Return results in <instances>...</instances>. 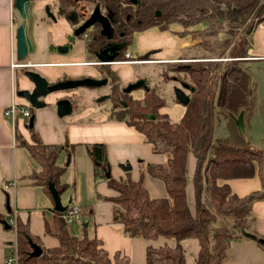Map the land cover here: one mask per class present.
Masks as SVG:
<instances>
[{"label": "trees", "instance_id": "trees-1", "mask_svg": "<svg viewBox=\"0 0 264 264\" xmlns=\"http://www.w3.org/2000/svg\"><path fill=\"white\" fill-rule=\"evenodd\" d=\"M59 1L60 15L65 17L72 0ZM81 1L106 9L113 18H125L127 11L122 8L123 4L129 11L134 9V13L130 12V16L135 14V19L132 24L129 22L126 46L134 32L153 26L164 29V19L185 29L203 23V32L208 35L203 43L214 55L203 56L197 64L191 61L179 66L182 75L170 77L175 81L182 79L193 87L183 115L175 122L160 110L166 103L164 96L146 80L141 99L123 92L118 82L111 85L110 120L133 126L151 144L154 153L166 156L162 164H147L137 179L117 180L111 174L106 175L110 170L105 143L86 146L95 175H104L107 185L116 191V195L103 198L113 205L114 221L122 225L128 237L174 242L148 245L145 251L148 264H189L183 244L187 239L196 243L190 264H223L228 258L230 243L240 238L254 239L264 247V236L255 230L252 210L255 201L264 200V151L251 146L235 122L251 102L252 78L240 62L249 56L253 29L264 20V0ZM157 10L160 16H156ZM219 33L225 34L223 39ZM105 42L99 25H93L88 30L86 52L95 58V52ZM123 56L122 50L117 59ZM99 68L107 79L113 75L104 64ZM68 98L74 101L75 96ZM173 100L178 101L175 94ZM221 118L225 132L215 137L214 122ZM30 134L32 143L19 141L40 167L28 175L30 183L43 187L51 196L48 183L52 182L60 193L64 189L60 184L64 166L57 164L58 154L65 149L70 154L72 147L42 143L32 128ZM19 137L16 133V138ZM189 155L194 158L190 176L186 168ZM147 173L164 183L162 197L149 195L145 184ZM254 174L261 180V187L244 196L234 194L228 183L217 181L249 178ZM189 186L193 191L192 209L187 197ZM92 210L87 206L80 213L89 215ZM43 231L56 240V245H42L29 232L28 223L17 217V264H129L128 256L119 251L109 255L95 234L73 235L60 212L55 210L44 219ZM32 244L40 247V254H32Z\"/></svg>", "mask_w": 264, "mask_h": 264}, {"label": "crops", "instance_id": "crops-1", "mask_svg": "<svg viewBox=\"0 0 264 264\" xmlns=\"http://www.w3.org/2000/svg\"><path fill=\"white\" fill-rule=\"evenodd\" d=\"M50 1L33 0L28 6L29 17L26 20V26L32 51L21 62L15 56V31L22 19L15 9V0H0V264H8L4 260L12 250L9 221L14 210H17L18 218L28 223L29 232L36 235L42 245L47 247L57 243L52 236L43 231L44 219L53 213L54 202L43 187L30 183L28 175L32 170L39 171L40 167L30 156L27 148L19 144L20 140L28 144L33 142L30 128L38 134L42 143H60L67 145L68 148L72 147L70 154H67L66 149L58 154L57 164L64 166L60 177V184L64 189L59 196L62 197V203L66 207L78 204L81 212L84 207H92V214L80 213L79 220L83 224L82 234L85 232L89 235L95 234L109 255L119 251L128 256L129 264H148L145 257L148 245L159 246L164 244V241L171 244L174 242L162 238L146 241L139 237L131 238L125 235L122 225L114 221L112 203L103 199L104 196L116 195V191L107 185L104 175H95L93 164L90 157L86 155L85 149L91 143H105V156L110 174L117 180L127 177L132 180L137 179L147 164H162L166 156L162 153H154L151 144L133 126L110 120L109 111L98 104L95 106L87 104L82 108L77 105L74 110L77 101L71 100L73 103L71 114L60 116L56 111L57 100L61 97L68 98L72 94L80 95L77 89L73 93L71 91V93L68 91L51 93L43 98L44 105L39 108L28 106L26 100L16 94L19 89L33 86L24 76L26 70L22 67L23 64L29 65L32 70L35 68L40 70L48 82L56 81L61 77L69 79L83 78L85 75L98 79L106 77L103 76L102 69L89 68L97 65L96 58L86 52V42H83L80 53L70 57L49 49L50 46L66 43V37L71 32V25L62 15L54 12V20H47L44 6ZM164 24L168 26V30L161 31L158 26H153L133 33L134 45L132 44V48L126 46L125 49L130 50L133 58L140 61L137 64L188 60L193 52L202 50L201 42L207 38L202 32L203 23L186 29L175 22ZM257 31L261 33L258 34ZM252 33L251 48L259 54H264V20L255 26ZM133 50L142 57L138 59ZM132 64L136 63L114 61L109 64V67L117 73L119 80L130 83L137 73L130 67ZM130 93L137 99L144 97L142 89L138 94H134L132 90ZM13 103L17 104V107L29 109L33 115L31 127H29V120L32 115L25 117L18 110L13 119L4 115L5 109ZM16 133L20 136L19 138H16ZM251 146L262 150L258 145ZM193 162V156L189 155L186 167L189 176L193 170ZM122 163L129 164L130 171L122 170L119 166ZM8 181H14V186L5 190L2 185ZM217 181L218 184L228 183L231 191L239 196H244L261 187V180L257 174L249 178L236 177ZM145 184L151 197L163 196L164 183L159 179L147 173ZM192 194V186H189L187 197L191 209L193 208ZM252 210L255 217V230L264 236V200L255 201ZM79 220H76L75 225L72 226L76 227ZM71 233L76 236L80 231L75 233L71 231ZM223 264H264V247L249 238L232 241L228 258Z\"/></svg>", "mask_w": 264, "mask_h": 264}, {"label": "rangeland", "instance_id": "rangeland-1", "mask_svg": "<svg viewBox=\"0 0 264 264\" xmlns=\"http://www.w3.org/2000/svg\"><path fill=\"white\" fill-rule=\"evenodd\" d=\"M49 3V2H48ZM49 9L54 10V8L49 4ZM52 12V11H51ZM47 20H49L48 17H46ZM50 21V20H49ZM163 23H169L165 19L163 20ZM176 23V22H175ZM198 25V24H197ZM100 28V27H99ZM93 29V28H89ZM87 29V30H89ZM159 30H168V26H166L164 29H161L158 27ZM203 32V31H202ZM204 33V32H203ZM258 33V31L256 32ZM261 33V31L259 32ZM258 33V34H259ZM206 35V39H208V35ZM225 34L219 33V38L223 39ZM253 38V36H252ZM203 39L201 42V46H203L202 50H198L196 52H193L191 54L192 58L195 59V63L197 64L199 61L203 60V56H214L206 44L203 42L206 40ZM237 38H235L236 40ZM253 40V39H252ZM83 42H85V39H82L81 36L79 38H75L74 43L72 44V48L70 52L66 53L65 57H70L71 55L74 56L77 53H80L83 49ZM252 42V41H251ZM133 42H129L127 47L132 48ZM134 45V44H133ZM133 52L136 53V57L140 59V54L136 52V50H133ZM195 57V58H194ZM205 59V58H204ZM183 60V59H182ZM222 60H225L223 58ZM188 60L183 61H173V62H167V63H146L144 65L141 64H132L130 67L135 71V78L143 77L147 81V84L152 87L154 86L157 90V92L164 96L166 103L163 107H161V110L166 112L170 118L171 121L175 122L180 117V114L184 112V105L181 102L173 100L174 93L173 89L174 86L180 87L179 82L177 80H171L170 77L174 76V74L180 76L182 75V71L179 70V66H183L188 64ZM139 63V62H138ZM194 63V62H192ZM241 66L246 69L252 78V85H251V102L248 106V109L245 110V113L243 111V129L242 134L245 137V139L251 144V145H258L262 148L264 151V54H259V52L254 51V48L249 49V56L246 58V61L240 62ZM89 68H95L100 70L99 66H91ZM29 69V68H26ZM25 69V70H26ZM24 70V69H23ZM37 73L44 76L40 70L37 68L34 69ZM112 70V69H111ZM113 72V75L109 77L108 79V85H100V87H78L77 90L79 91L80 95H75L74 101L77 103L74 110H76L77 105H79L81 108L86 106L87 104H90L92 106L99 105L102 106L103 109H106L107 111L110 109V101L109 98L103 99L99 101L102 95H109L111 91V85L115 84V82H118L120 86H124L127 83L122 82L119 80V77H117V73ZM165 75H164V74ZM89 76V75H85ZM84 76V77H85ZM166 76V77H164ZM92 77V76H90ZM164 77V78H163ZM167 78V79H166ZM47 79V78H46ZM132 81V80H131ZM144 88H137L133 89L134 94H138L139 90ZM76 89H71V92ZM70 92V91H68ZM70 92V93H71ZM187 93V91H185ZM131 95V93H129ZM74 96V94H72ZM79 107V108H80ZM215 127H214V136H220L224 134L225 132V122L221 118L219 120H215ZM27 152V151H26ZM62 198V197H61ZM60 198V200H61ZM62 201V200H61ZM79 220V219H78ZM76 221V220H75ZM76 222L68 224L69 230H71L73 233L78 230L80 231L79 236L82 235V227L83 224L81 223V220H79L78 225L76 227L72 226L75 225ZM88 230V229H87ZM195 241L187 239L183 242L186 250V256H188V263L190 264L192 262V255L195 252L196 244Z\"/></svg>", "mask_w": 264, "mask_h": 264}, {"label": "water", "instance_id": "water-1", "mask_svg": "<svg viewBox=\"0 0 264 264\" xmlns=\"http://www.w3.org/2000/svg\"><path fill=\"white\" fill-rule=\"evenodd\" d=\"M33 0H15L14 6L16 11L19 13L22 21L20 24H18L16 31H15V41H16V47H15V56L19 61H24L27 57V54L32 51V43L29 40L28 34H27V26H26V20L29 17V11L28 6ZM134 1V0H132ZM44 10L46 13L53 17V14L50 13V10H48V6L44 7ZM160 15V11L158 10L156 13V16ZM75 13L73 12L72 15H69L68 20H74L75 19ZM100 24V30L99 33L103 35L107 39H112L113 34V27L111 23H109V15H104L101 12V9H99V6H94L93 11L87 16L83 22L76 26L72 32V34L69 36V43L63 44V45H55L50 46L51 51H56L60 54H66L70 52L72 48V44L75 41V38H79L85 30L89 29L91 26L95 24ZM125 48L124 43H107L106 45L99 48L98 51L95 53L96 58V65H109L110 63H114L115 60L119 57L120 51ZM24 76L27 77V79L30 81L31 85H33L31 88L27 89H19L16 94L17 96L23 98L26 100V102L29 103V105L32 108H39L44 105V97L54 93L56 91H70L71 89L77 88V87H100V85H106L107 78L101 77L100 79L85 76L83 78H71V79H65V80H58L55 83H48L47 79L37 73L34 70L26 69L24 72ZM146 87V81L141 79H137L133 82H130L126 87L123 88L124 92L130 93L131 90L137 89V88H144ZM183 87H188L186 84H183ZM190 87V86H189ZM190 90H193V87H190ZM173 93L175 94L176 98L179 102H181L183 105L187 104L190 99V95L186 94L184 90L181 87L174 86ZM109 95H102L99 101L108 98ZM73 103L72 101L67 97H61L57 100L56 103V111L60 116H66L71 114L72 112ZM32 119L33 115L30 117L29 120V127L32 126ZM243 111L239 113V115L236 117L235 122H237V125L239 127V130L242 131L243 129ZM120 168L124 171H130L131 166L129 164H120ZM110 172H107L106 175L108 176ZM48 187L50 190V194L52 197V201L54 202L53 209L57 212L65 210L67 207L62 203L60 200V196L58 193V190L56 187H54L52 182L48 183ZM34 247L32 254L38 255L41 252V249L36 244H32Z\"/></svg>", "mask_w": 264, "mask_h": 264}, {"label": "flooded vegetation", "instance_id": "flooded-vegetation-1", "mask_svg": "<svg viewBox=\"0 0 264 264\" xmlns=\"http://www.w3.org/2000/svg\"><path fill=\"white\" fill-rule=\"evenodd\" d=\"M49 4H51V6L54 8V10H50L49 9ZM45 6H48V10H50V13L53 14V17H50L48 14H47V17L49 18L50 21H53L54 18H55V14L54 12L57 14V15H60V9H61V3L59 0H51L49 3H47ZM44 6V7H45ZM96 6V5H95ZM93 8L94 6L92 5H87V3L85 1H81V0H72V3H69V7H68V14L67 16H63L66 21L68 22V24L71 25V32L69 33V35L66 37V43L64 44H67L69 43V36L72 34L74 28L78 25H80L83 20L89 16V14L93 11ZM122 8H124L127 13H126V16L125 18H122V17H116V18H113V15L111 12H108L106 9L104 8H99L101 9V12L104 14V15H109V23H111L112 27H113V34H112V39H107L105 38L103 35V37L106 39V42H105V45L107 43H124L125 46H126V42H127V34H128V27L131 26L129 25V22L130 24H132L131 22H133V20L135 19V14H133L132 16H130V12L134 13V9L133 11H129V8H127V5L126 4H123L122 5ZM52 11V12H51ZM158 11V10H157ZM156 11V13H157ZM75 13V19L74 20H68V17L69 15H72V13ZM157 16H160V15H157ZM164 22V21H163ZM95 25H99L100 27V24H95ZM93 28V26H91ZM121 28V29H120ZM100 30V28H99ZM85 39V42L88 40V34L87 36L84 38ZM122 51V50H121ZM205 60V59H204ZM177 61H183L182 59L180 60H177ZM189 61H196L195 59H193L192 57L189 58ZM109 70H111V68L109 67V65H105ZM22 67H24V69L26 68H29L30 70H32V67H30L29 65H22ZM82 78V77H81ZM65 79H69L67 77H61V78H57L56 81L58 80H65ZM137 79H140V78H135L134 80H132L131 82L137 80ZM143 79V78H142ZM145 80V78L143 79ZM56 81H53V82H48L50 84L52 83H55ZM177 82H179L180 84V87L185 91H187L186 94L189 95V91H190V85H188L187 83L183 82L182 79H177ZM129 83H127L126 85L124 86H121V89L123 91V88L126 87ZM183 84H186L188 87H183ZM190 86V87H189ZM75 89V88H74ZM71 91V90H70ZM124 92V91H123Z\"/></svg>", "mask_w": 264, "mask_h": 264}, {"label": "built area", "instance_id": "built-area-1", "mask_svg": "<svg viewBox=\"0 0 264 264\" xmlns=\"http://www.w3.org/2000/svg\"><path fill=\"white\" fill-rule=\"evenodd\" d=\"M88 34V30H85L82 34V38L84 39ZM124 56L121 59L115 60L119 63H138L139 60H136L132 56V52L127 49H123ZM28 106L29 103L27 102ZM20 111V113L25 117H30L32 114L30 113L28 108L23 107H17V104H12L10 107L5 109L4 115L14 118L16 111ZM14 186V181H8L3 183L2 188L5 190H8V188ZM60 216L64 219L65 223L70 224L75 222V220H78L80 218V207L78 204L72 205L70 207H67L65 210L60 211ZM11 220L9 221V227H10V233H12V242H11V253L5 258V262L8 264H17V247H16V220H17V210H14L11 213Z\"/></svg>", "mask_w": 264, "mask_h": 264}]
</instances>
